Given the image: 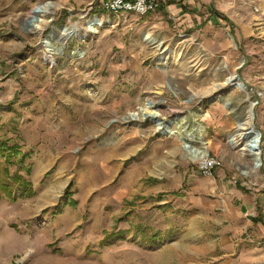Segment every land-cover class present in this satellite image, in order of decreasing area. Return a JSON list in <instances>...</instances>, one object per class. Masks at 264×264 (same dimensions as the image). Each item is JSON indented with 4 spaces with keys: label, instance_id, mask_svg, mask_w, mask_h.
Here are the masks:
<instances>
[{
    "label": "rangeland",
    "instance_id": "1",
    "mask_svg": "<svg viewBox=\"0 0 264 264\" xmlns=\"http://www.w3.org/2000/svg\"><path fill=\"white\" fill-rule=\"evenodd\" d=\"M108 1L0 0V147L19 150L9 165L0 156V183L7 169L33 189L10 182L14 200L0 190V264H264V41L221 38L216 26L198 35L162 10L172 0L147 14L108 12ZM47 3L34 31L32 12ZM72 27L86 39L62 38ZM53 33L62 53L43 45ZM230 74L247 92L212 90ZM151 103L163 123L179 118L175 135L143 120ZM252 105L261 166L248 178L250 157L227 138ZM181 135L206 141L211 176Z\"/></svg>",
    "mask_w": 264,
    "mask_h": 264
},
{
    "label": "crops",
    "instance_id": "2",
    "mask_svg": "<svg viewBox=\"0 0 264 264\" xmlns=\"http://www.w3.org/2000/svg\"><path fill=\"white\" fill-rule=\"evenodd\" d=\"M171 2L162 10L178 17V21H182L185 28L194 30L197 28L198 35L203 33V26L206 30L216 26L220 28L216 32L221 38L230 32L237 42L264 41V0H172ZM182 137L181 135L180 138ZM115 155V151H110L107 158H115ZM235 195L242 204H249L250 199H253L250 196L252 193L246 194L240 187L234 190L233 196L236 197Z\"/></svg>",
    "mask_w": 264,
    "mask_h": 264
},
{
    "label": "bare ground",
    "instance_id": "3",
    "mask_svg": "<svg viewBox=\"0 0 264 264\" xmlns=\"http://www.w3.org/2000/svg\"><path fill=\"white\" fill-rule=\"evenodd\" d=\"M53 5L51 3H47V4H44V5H39L36 7V9L32 12V15L30 17V24L32 26V29L34 31H40L44 25L47 24V20H46V15L47 14H50L52 9H53ZM99 21H97V23H94L93 21L89 23V29L93 32V33H96L97 30H96V25L100 26L99 25ZM62 36V38H64L65 40H69L73 37H79L81 38L82 40H85L86 39V36H82L80 35V32L78 30V28L76 27H72V28H63L62 29V33L60 34ZM53 36H54V33L51 34L48 38L45 39V41L43 42V45L44 47L47 49L48 52L50 53H62L63 51V47H55L52 43V40H53ZM55 36H56V33H55ZM145 41L148 43V44H157V40L152 38L151 35L149 34H146L145 37H144ZM160 46V44H158ZM159 62H163L165 64L168 63V58L166 57V55H162L159 59ZM226 68V67H224ZM234 78H235V75L233 74H230V76L225 80L224 83H221V84H215L212 88L213 91H216V90H222L226 87H230L232 89H239L241 90L242 92H247L246 88L244 87L243 84H239L238 87H232L233 83H234ZM157 105L151 103V105H146L145 108H143L141 111H142V118L143 120H146V119H150L152 122H154L156 124V126L162 130L164 128V126H166L165 123H163L161 120H160V114L156 111ZM254 108H253V105L250 106L249 110H248V113H247V117L242 121L244 123V125H242V128L243 130H247L248 128H252L253 124H254ZM139 117V114L137 113H131L128 115V117L126 118V120H135V119H138ZM179 119V118H177ZM176 119H172L170 120L169 122L171 123L170 124V127L166 128V131L170 134V135H175L177 132L175 130L172 129V126H174L176 123ZM182 126H178V129H184L186 127H182ZM244 133H242L239 137L237 138H234V145H232L233 149L235 151H240L241 153V156L242 158H244V156H249L250 157V160L252 161V163L248 164L247 166L245 167H241V171L242 173L245 175V177H248V178H251V177H255L258 175V172L260 170V167L259 168H256L255 167V162H256V158H257V155L256 156H253V151H251L248 147V143H252L251 139L249 140H246L244 139ZM192 139H194L192 137ZM228 140V143L231 147V143H230V136L227 138ZM243 141L244 145L243 147L241 148V142ZM245 141V142H244ZM201 147H195L193 146L192 144L190 143H184L183 144V148L184 150L187 152V154L189 155V157L193 160V161H201L203 160L204 158H206L208 156V153L207 151L205 150V146H206V141L201 137L200 138V141H199ZM259 145H261V142L259 143ZM231 147V148H232ZM241 148V149H240ZM52 194V190L51 188L49 190H47L45 193H43L41 195V198L44 200H48L49 198H51V195Z\"/></svg>",
    "mask_w": 264,
    "mask_h": 264
},
{
    "label": "built area",
    "instance_id": "4",
    "mask_svg": "<svg viewBox=\"0 0 264 264\" xmlns=\"http://www.w3.org/2000/svg\"><path fill=\"white\" fill-rule=\"evenodd\" d=\"M166 3L167 0H110L105 4V8L108 12L136 11L140 14H147ZM97 21L99 20L95 19L93 22L97 23ZM99 25L101 26V22ZM217 164L214 159L207 156L200 161V171L205 176H211Z\"/></svg>",
    "mask_w": 264,
    "mask_h": 264
},
{
    "label": "trees",
    "instance_id": "5",
    "mask_svg": "<svg viewBox=\"0 0 264 264\" xmlns=\"http://www.w3.org/2000/svg\"><path fill=\"white\" fill-rule=\"evenodd\" d=\"M18 151L19 150L16 147L8 148L7 144H2L0 147V156H1V158L5 159L6 165H9L8 163L11 162V159L13 157H15V155L17 154ZM10 153H11V155H10ZM5 173L8 176V182L2 183V184L0 183V190L5 193V196L8 199L14 200V193H13V190L10 188L11 187L10 182L15 183L16 187L21 192H23L24 195L31 196L33 194L32 185L28 181H26L21 176H12L11 177L10 173L7 169H5ZM69 191H68V193H69ZM68 198H70V200L67 202V204L73 208H76L77 202L72 200L70 195H68Z\"/></svg>",
    "mask_w": 264,
    "mask_h": 264
},
{
    "label": "water",
    "instance_id": "6",
    "mask_svg": "<svg viewBox=\"0 0 264 264\" xmlns=\"http://www.w3.org/2000/svg\"><path fill=\"white\" fill-rule=\"evenodd\" d=\"M239 84H243L244 85V87L246 88V90H248V87L242 82V80H241V78L239 77V75H236L235 76V78H234V83H233V85H232V87H238L239 86ZM254 118V117H253ZM176 120L178 121V119L176 118ZM177 121H176V123H177ZM166 124V128H168V127H170V122L168 121L167 123H165ZM242 125H244V123L242 122V121H239V123H238V128H237V130H236V133L234 134V135H230V143H231V145H234L235 143H234V138H237V137H239L242 133H244L245 135H244V139H245V141L246 140H249V139H251V141H252V143L250 142V143H248V147H249V149L251 150V151H253V156H256L257 155V158H256V162H255V167L256 168H259L260 166H261V157H260V154H261V149H260V145H259V143L261 142V139H262V137H261V134H260V132L257 130V128L254 126V124H253V126H252V128H248L247 130H243V128H242ZM179 126V125H178ZM183 127V126H182ZM181 127V128H182ZM188 127V126H187ZM186 127V128H187ZM164 132V134H168V135H170L167 131H166V129L163 131ZM186 133V132H185ZM187 134V133H186ZM183 141H184V139H183V137L181 138ZM244 141V142H245ZM185 143H187L186 141H184ZM243 145H244V143H243V141L241 142V148L243 147ZM240 148V149H241Z\"/></svg>",
    "mask_w": 264,
    "mask_h": 264
}]
</instances>
